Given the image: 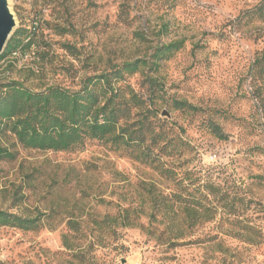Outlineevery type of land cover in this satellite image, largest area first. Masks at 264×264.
I'll list each match as a JSON object with an SVG mask.
<instances>
[{
    "label": "rangeland",
    "instance_id": "obj_1",
    "mask_svg": "<svg viewBox=\"0 0 264 264\" xmlns=\"http://www.w3.org/2000/svg\"><path fill=\"white\" fill-rule=\"evenodd\" d=\"M10 8L14 33L36 25L45 36L43 48L0 60V83L78 90L88 76L151 61L161 45H184L158 73L126 75L173 142L170 173L99 141L52 152L0 138L15 156L0 158V210L41 225L0 228V264H264V78L253 81L264 0H10ZM60 25L69 33L59 35ZM146 76L160 83L156 98ZM201 194L210 211L187 221L182 200Z\"/></svg>",
    "mask_w": 264,
    "mask_h": 264
},
{
    "label": "trees",
    "instance_id": "obj_2",
    "mask_svg": "<svg viewBox=\"0 0 264 264\" xmlns=\"http://www.w3.org/2000/svg\"><path fill=\"white\" fill-rule=\"evenodd\" d=\"M56 31L59 35L69 33V29L61 25L56 27ZM39 33L36 25L32 30L18 29L0 55V60L18 52L26 54L34 47L43 48L40 41L45 34L42 31L39 39ZM183 45L182 41L161 45L155 49L151 61H128L88 76L78 90L59 85L35 90L19 81L1 82L0 138L11 134L25 149L52 152H71L82 148L87 141H99L127 151L131 157L155 170L170 173L165 169L164 159L171 156L173 142L157 126L160 120L157 119L158 110L154 102H147L135 92L126 75H136L145 68L151 73H158L162 62L173 57ZM64 47L75 55L74 47L68 44ZM48 48L49 44H45L44 51ZM254 68L253 81L264 78V51L256 59ZM146 81L156 98L160 83L153 76H146ZM173 108L177 111H197L183 101H173ZM210 127L217 138L225 139L218 125L211 124ZM14 157L13 152L0 144V158ZM183 180L187 181L186 178ZM183 189L187 193L188 187ZM200 196L194 199L195 202L182 200L184 202L180 206L187 221L194 218L200 220L203 212L210 211L204 204L207 197ZM38 221L0 210V228L38 230L41 228Z\"/></svg>",
    "mask_w": 264,
    "mask_h": 264
},
{
    "label": "water",
    "instance_id": "obj_3",
    "mask_svg": "<svg viewBox=\"0 0 264 264\" xmlns=\"http://www.w3.org/2000/svg\"><path fill=\"white\" fill-rule=\"evenodd\" d=\"M17 23L10 8V0H0V55L14 34ZM164 115H166L164 113Z\"/></svg>",
    "mask_w": 264,
    "mask_h": 264
}]
</instances>
